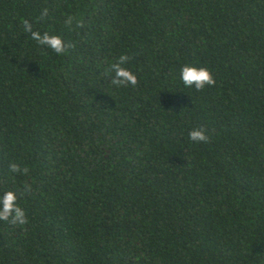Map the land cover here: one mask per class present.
Segmentation results:
<instances>
[{"label": "trees", "instance_id": "16d2710c", "mask_svg": "<svg viewBox=\"0 0 264 264\" xmlns=\"http://www.w3.org/2000/svg\"><path fill=\"white\" fill-rule=\"evenodd\" d=\"M8 190L27 223L0 220V264H264V0H0Z\"/></svg>", "mask_w": 264, "mask_h": 264}, {"label": "clouds", "instance_id": "9594fccd", "mask_svg": "<svg viewBox=\"0 0 264 264\" xmlns=\"http://www.w3.org/2000/svg\"><path fill=\"white\" fill-rule=\"evenodd\" d=\"M44 14H47V9L44 10ZM72 17H69L66 21V25L72 24ZM24 31L31 33V37L39 45L46 46L53 50L56 54L60 55L66 51V48H70L73 45L64 42L59 35H50L45 32L41 34L39 31H33L32 25L29 21H22ZM77 27H82L80 21L76 22ZM128 55H121L118 59L110 65L109 71L114 74L111 83L116 86H128L129 84L135 86L138 83L136 75L123 67V65L129 60ZM180 78L186 87H194L197 91L203 89L205 86H213L216 83L211 71L207 67H197L195 65H184L180 71ZM189 139L195 142H207L209 136L206 134V129L202 126L197 129H193L189 133ZM10 170L13 173L26 174L28 169L16 164H10ZM27 190V189H26ZM18 195L16 191L8 190L0 195V220L7 221L12 225H25L27 223V216L25 210L17 203Z\"/></svg>", "mask_w": 264, "mask_h": 264}]
</instances>
